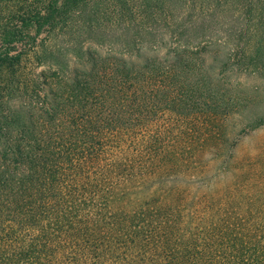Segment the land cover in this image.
I'll return each mask as SVG.
<instances>
[{"label":"trees","instance_id":"trees-1","mask_svg":"<svg viewBox=\"0 0 264 264\" xmlns=\"http://www.w3.org/2000/svg\"><path fill=\"white\" fill-rule=\"evenodd\" d=\"M263 75L264 0H0V264H264L245 186L163 182Z\"/></svg>","mask_w":264,"mask_h":264},{"label":"rangeland","instance_id":"rangeland-1","mask_svg":"<svg viewBox=\"0 0 264 264\" xmlns=\"http://www.w3.org/2000/svg\"><path fill=\"white\" fill-rule=\"evenodd\" d=\"M207 63L212 62L211 57H205ZM215 64V63H214ZM213 64V65H214ZM241 89L244 90L248 101L241 109V117L230 118V123L225 137L213 151H208L200 158L198 166L207 167L202 173L185 176L179 173L174 177H165L164 186H178L181 192L186 188L185 197L191 200L197 199L205 192L221 191L233 183L245 186L244 190H238L239 201L243 202L242 211H246V203H252L253 212L261 205V215L264 219V126L255 129L245 128V121L264 115V75L261 77H247L242 80ZM176 126L178 124L176 123ZM215 151V152H214ZM190 169H194L198 160L191 156ZM185 169V167H183ZM149 187V186H148ZM150 187L154 188L151 183ZM231 193V191H229ZM228 195V194H227ZM250 200V201H247ZM260 210V209H259Z\"/></svg>","mask_w":264,"mask_h":264}]
</instances>
